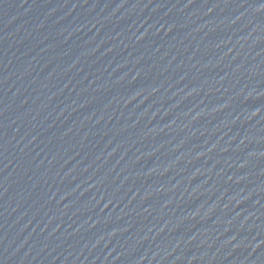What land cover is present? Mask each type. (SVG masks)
I'll return each mask as SVG.
<instances>
[{
  "label": "water",
  "instance_id": "obj_1",
  "mask_svg": "<svg viewBox=\"0 0 264 264\" xmlns=\"http://www.w3.org/2000/svg\"><path fill=\"white\" fill-rule=\"evenodd\" d=\"M0 264H264V0H0Z\"/></svg>",
  "mask_w": 264,
  "mask_h": 264
}]
</instances>
